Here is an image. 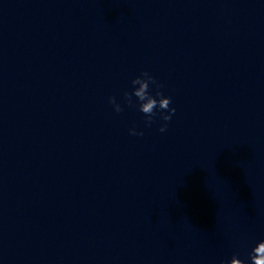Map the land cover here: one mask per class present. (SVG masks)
Wrapping results in <instances>:
<instances>
[{
	"label": "water",
	"instance_id": "1",
	"mask_svg": "<svg viewBox=\"0 0 264 264\" xmlns=\"http://www.w3.org/2000/svg\"><path fill=\"white\" fill-rule=\"evenodd\" d=\"M144 71L170 121L126 103ZM262 240L264 0H0V264H251Z\"/></svg>",
	"mask_w": 264,
	"mask_h": 264
},
{
	"label": "clouds",
	"instance_id": "2",
	"mask_svg": "<svg viewBox=\"0 0 264 264\" xmlns=\"http://www.w3.org/2000/svg\"><path fill=\"white\" fill-rule=\"evenodd\" d=\"M133 90L131 92L124 93V99L129 107L136 106L132 97L138 98L139 111L146 116V125L151 126L155 117L157 116V110H159V115L164 121H170L172 119V114L176 112V109L171 106V97H165L162 91H157L156 95L153 96L149 91L150 84L155 85L157 89L163 87L159 84L154 76L149 72L144 71L140 76H137L132 80ZM138 85V87H137ZM159 97V99H157ZM110 103L114 105V109L117 113L122 112L124 109L122 106L116 102L115 97L110 98ZM167 113V114H165ZM167 130V124H163L159 131L165 132ZM130 134L143 136L144 133L137 132L135 128L130 129ZM230 264H245V262L239 258L233 257ZM251 264H264V240L260 241L258 245L253 249L251 254Z\"/></svg>",
	"mask_w": 264,
	"mask_h": 264
}]
</instances>
